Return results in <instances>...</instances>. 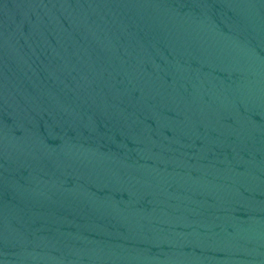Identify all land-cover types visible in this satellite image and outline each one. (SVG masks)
<instances>
[{
	"label": "water",
	"instance_id": "95a60500",
	"mask_svg": "<svg viewBox=\"0 0 264 264\" xmlns=\"http://www.w3.org/2000/svg\"><path fill=\"white\" fill-rule=\"evenodd\" d=\"M0 264H264V0H0Z\"/></svg>",
	"mask_w": 264,
	"mask_h": 264
}]
</instances>
